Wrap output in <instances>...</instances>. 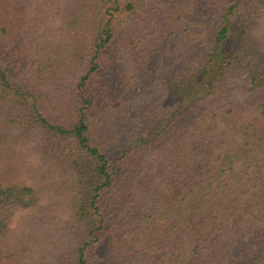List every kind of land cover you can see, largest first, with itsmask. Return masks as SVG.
I'll return each instance as SVG.
<instances>
[{
    "label": "trees",
    "instance_id": "trees-1",
    "mask_svg": "<svg viewBox=\"0 0 264 264\" xmlns=\"http://www.w3.org/2000/svg\"><path fill=\"white\" fill-rule=\"evenodd\" d=\"M161 62L155 118L112 141L105 73ZM113 245L119 264H264V0H0V264Z\"/></svg>",
    "mask_w": 264,
    "mask_h": 264
},
{
    "label": "rangeland",
    "instance_id": "rangeland-1",
    "mask_svg": "<svg viewBox=\"0 0 264 264\" xmlns=\"http://www.w3.org/2000/svg\"><path fill=\"white\" fill-rule=\"evenodd\" d=\"M163 65V62H161L157 68H153L152 72H148L147 74L140 73L139 75L134 74L133 72L127 71L128 68L125 67V71L127 72H106L104 77L102 78V82L106 83L105 88L107 90L110 89L111 97L110 99L113 100V108L116 106L117 109V118L118 121L117 128H123L120 136H114L113 134L109 135V138L112 141L117 142L121 136H126V131L135 130L137 129L138 122H141V120H147L151 122L155 113L152 114L157 108H158V99L161 97L160 90L163 88L164 84H167L170 81V73L168 72L166 68V62H165V69H160V67ZM119 69V68H118ZM52 72V71H51ZM18 72H15L17 74ZM46 72H20L22 74L23 80H26V82L33 81L31 88H34L35 90H41L44 89L47 86L43 85V82H40V79L38 76H42V74L45 75ZM53 73V72H52ZM56 74H61V72H55ZM78 73V72H76ZM27 87H29L28 83H26ZM231 93L232 96H230V99H242L247 98V95L243 93L241 90V87L243 85L242 79H232L229 81ZM42 87V88H41ZM46 88V90H47ZM56 89V87H53L51 90ZM60 89V88H59ZM38 90V91H39ZM61 90V89H60ZM141 94V97L139 96ZM60 100L58 98H52L51 105L53 106H60ZM147 104L151 105V107L148 108ZM153 104V105H152ZM130 108L126 110V108ZM55 116V111H51L47 113L48 116ZM65 118H68L67 116ZM68 120V119H67ZM69 122V121H68ZM148 127V126H147ZM140 132V131H139ZM138 133V131L136 132ZM22 148V149H20ZM22 150L21 154L20 151ZM23 153V154H22ZM14 155V159H12V165L15 169L21 168L22 171H26L27 168L33 167L32 162L34 157L32 156L30 150H28L25 146H18V151H16ZM24 161L21 163L19 161V158L21 157ZM32 159V161H31ZM155 162L158 164L159 158L157 159L154 157ZM157 159V160H156ZM30 160V164L27 163V161ZM26 161V162H25ZM55 176L52 175V177H42V174L38 172V177L36 179V185L42 186L39 188V195L41 197V203L44 204L49 199L56 198L54 189L52 187V184L54 183ZM26 180V179H25ZM28 183H32L31 181L26 180ZM46 216V214H45ZM22 217V215H21ZM56 217H66L64 212L59 211V214L56 215ZM20 217H17V221H19ZM22 219V218H21ZM57 223V222H56ZM18 224V222L16 223ZM117 245H113L111 247H106L105 249H100L97 255H100L103 260L99 262L98 264H119L118 256H117ZM52 249V248H51Z\"/></svg>",
    "mask_w": 264,
    "mask_h": 264
}]
</instances>
